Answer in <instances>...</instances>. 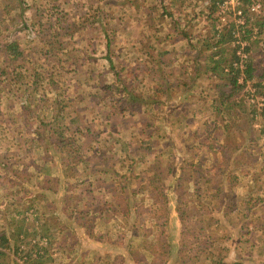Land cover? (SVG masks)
I'll list each match as a JSON object with an SVG mask.
<instances>
[{
  "label": "trees",
  "instance_id": "obj_1",
  "mask_svg": "<svg viewBox=\"0 0 264 264\" xmlns=\"http://www.w3.org/2000/svg\"><path fill=\"white\" fill-rule=\"evenodd\" d=\"M204 1V17L206 25L210 26V31L205 38L199 39L201 42L198 43L199 51L192 53L194 61L190 65V72L187 69L179 70L176 82L183 87L177 92L179 94H174L173 97L175 99L180 97L190 83H196V79L204 75L214 83L213 89L209 91L213 93L209 97L212 115L198 130L186 131L184 141L181 143V155L175 154V144L166 132L169 124L165 117L167 114L165 108L170 104L168 98L171 97L167 92L169 89L173 90L172 84L165 86L164 83L165 75L168 73H165L161 67L149 68L147 74L151 70L156 71L155 81L159 88L154 87L153 93L145 95L142 91L134 89L133 83L137 79L135 73L126 68H116L114 63L108 62L109 75L114 79L111 84L116 89L117 98L124 102L123 106L128 115L137 121L143 120V128L140 129L136 144L127 145V142H124L122 145L126 148L115 151L117 156L115 158L119 163L121 162L122 168L116 171L111 166L108 170L100 172L102 175L107 174L102 180L107 178L112 179L113 182L112 186H108L101 179L99 180L106 191L110 192L105 201H101L95 195L91 196L93 192L91 188L77 194L76 188L68 189L66 185L73 169L84 163L86 166L87 158L90 160L89 166L93 169L101 168L110 160L101 148L96 151L83 148L85 140L93 139L88 136L93 132L90 125L86 127L74 125L72 132H68L69 135H64L62 129L56 127L46 131L51 122L62 118V109L65 105L62 103L61 109L58 108L56 98L64 96L62 94V88L63 90L66 88L64 83H78L81 80L79 77L70 76L76 68L69 67V62L61 58L51 62L53 57L56 58L57 52L63 49L65 37H70L69 33L74 29L66 25L57 26L52 30L50 26L42 27L22 18L23 29L28 31L32 39L40 41L47 38L50 46L46 56L50 62H39V65L32 67L28 71L29 80L24 79L25 73L17 72L20 65L13 63L6 65L7 72L6 69L0 70V76L7 74L1 79L2 81L9 79L8 81L18 82L25 88L18 86L20 92L28 93L25 97L19 92L18 94L10 92L7 97L19 99L22 112H29V120L37 123L35 136L38 135L42 143L51 148L49 154L39 153V160L40 157L42 158L41 164L36 169H31L32 173H27L23 168L17 169L19 166L14 169L12 164L10 166L3 164V170L8 173V167L10 176L12 173L15 176L18 174L23 176L22 179L14 181L19 187L22 183H26L31 189L44 188V193H37L31 197L26 207L17 205V213L22 215V220L26 218L27 211L37 213V206L41 202L49 205L52 201L55 203L54 208L60 209L69 224H74L70 230L72 234V231L76 230L75 227H81L90 238H109L113 244H118L128 234L125 253L124 251L118 253L120 257L118 264L120 261L123 264L127 254L133 257L135 264L262 263L256 256L259 254L264 256L259 252L264 251L262 239L264 238V180L262 175H258L260 171L264 173V66L259 67L253 61L249 45L252 29L248 25L252 18L258 17L257 24L261 27L264 24L263 10L261 9L259 13L248 10L251 3L260 0H239L235 5L236 9H241L246 27L242 38L246 41L244 50L248 54V59L243 67H240L238 45L232 44L236 40L234 33L237 25L232 9L225 13V21L219 29L217 26L220 24L221 14L218 12V7L223 0ZM39 6L38 2L37 7ZM159 7L163 10L159 15L160 22L170 20L169 23L167 22L169 27L172 26L174 30L180 29V33L187 37L189 48H197V44H192L188 36L190 32L187 31L186 26L189 20H184L180 28L177 21L172 20V15L164 4H159ZM95 20L96 17L91 19L94 23ZM90 23V20L85 19L74 26L76 30L81 27L85 30L91 25ZM174 23L177 25L174 26ZM92 28L99 30V27L94 28L93 25ZM100 31L103 32L104 37H109L106 30ZM106 44L108 45V42ZM2 51L14 60L23 55L15 39L8 40ZM31 52L30 49L28 53ZM162 62L159 61L158 66ZM11 65H13V73L9 70ZM67 73L69 75H66ZM185 74L186 77H192V82L181 79ZM10 75L13 77L10 78ZM126 77L129 82L125 81ZM240 77H243L242 82H239ZM254 78L256 79L253 80ZM105 87L102 84L96 90L90 91L88 97H85L86 100L96 95L98 100L95 103H101L102 99L107 97ZM52 93L54 96L52 100L49 97L43 99L45 94ZM257 96L262 98L261 107H257L254 101H257ZM246 97L253 99V102H248ZM82 99L84 100V97ZM183 108H176L177 114H181L182 118L187 114ZM111 109L115 110V108ZM56 110L60 111L59 114L55 113ZM109 116L110 113L104 115L103 124ZM241 117L245 118L244 127L241 126L243 120ZM195 138L198 139L197 143ZM256 154L259 160H255ZM46 160H48L47 164L44 163ZM140 165L144 168L139 169ZM236 171L240 173V177ZM88 185H91V182ZM16 191L20 192L19 189ZM48 194L53 195L52 200L49 199ZM89 198H91L90 204L85 209L75 208L76 200H83L85 204ZM20 199L23 198L20 197L19 201ZM149 210L152 212L149 213ZM143 212L147 214L151 231L145 232L141 237L143 240L140 241L139 233L142 226L135 225ZM172 212L176 213L179 234L174 252L172 251L175 247L170 239L172 233L167 232L170 228L168 224L175 219L171 217ZM48 214L50 215L43 211V215L36 217L38 225L43 228V234L49 236L51 226H54L55 222L58 231L62 232L65 229L62 225L67 223L61 224V219L55 212ZM231 218L240 220L238 230L241 235L237 243L239 249L235 248L237 256L234 259L228 258L229 249L225 245L226 240L219 237L216 231L219 227L222 235L228 234L233 228V223L229 222ZM19 223L10 232L7 231L9 229L0 230V258H9V253L17 252L16 245L11 246L9 240L18 239L27 232L23 223ZM101 229H105V233L97 234ZM245 233L254 235L251 239H243ZM149 239L151 240L147 242L146 240ZM260 240H263L261 244H259ZM6 249L9 251H5ZM29 258L26 257L25 260ZM7 264H15L14 259L10 258Z\"/></svg>",
  "mask_w": 264,
  "mask_h": 264
},
{
  "label": "rangeland",
  "instance_id": "obj_2",
  "mask_svg": "<svg viewBox=\"0 0 264 264\" xmlns=\"http://www.w3.org/2000/svg\"><path fill=\"white\" fill-rule=\"evenodd\" d=\"M19 1L21 0L13 2L19 5ZM27 1H29V3L33 2V0ZM64 1L67 2L66 5L63 6L64 8H59L57 10L59 23H64L65 21L70 23L73 19L82 17V21L85 19L90 20L91 25H88L85 30L83 27L78 28L73 33V39L66 36L65 40H62L65 46L60 52L63 58L69 62V67L73 66V68H76L75 72L71 73L70 76L79 77L81 80L78 83H64L66 88L64 90L62 88V94L64 96L61 98L63 100H61V98H56V105L58 108L61 109V106L63 104L65 105L62 109V118L51 122L52 124H49L46 131H48L49 128L53 129L56 127L62 129L64 135H69L68 132H72L74 129H72V127H74V125H80L82 127L90 125L93 130L92 133L96 132L94 135L92 133L88 135L93 139L92 141H90V138L89 141L85 140L83 148H88L91 151H96L98 148H101L110 158L109 162L104 163L101 168L93 169L89 166L90 160L87 158V165L85 166L84 163L77 169L74 168L73 172H71L72 175H70L66 181V185L68 189L76 188L77 194H80V191H87L88 188H91L93 191L91 196L95 195L97 198L101 199V201H105L109 197L110 192L106 191L99 180L101 179V181L108 186H112L113 182L112 179L109 180L107 178L102 180V178L107 177V174L102 175L100 172L108 170L111 166L116 171L122 168L121 162L119 163L115 158L117 157L115 151L126 148L122 145L124 142H127V145L136 144L140 129L143 128V120L139 119V121H137L134 117L128 115L126 108L123 106L124 102L117 98L118 94L115 92L116 89L111 84L114 79L112 76L108 75L110 74L108 62L111 61L114 63L116 68H126L135 73L137 79H135L133 83L134 89L142 91L145 95L153 93L156 85L155 78L152 76L154 71L151 70V72L147 74L149 68L156 66L154 60L158 64L162 58V64L157 67H161L165 73L171 72V74H168L171 78H166V80L170 79L174 82L176 75L179 73V70H181L179 67H184L191 63L193 60L192 53H195V50L192 51L188 49L189 43L186 42L187 37L182 35L179 30H174L172 26L169 28L167 22L169 23L170 20H167V22H160L161 18L159 15L162 14L161 11L163 10L159 7V4H164L166 9L170 11L172 20L177 21L178 25L179 23L182 24L184 20H189V24L186 26L187 31L190 32L188 36L192 44H198L201 43L199 42L201 34L206 33V35H208L210 31V26H206V20L205 17H203L205 15V1ZM105 1L108 3H105ZM42 2V5L46 3H50V6L55 5V0H45ZM30 13L31 12H29V14ZM51 14L52 12L45 15L42 21L43 24L50 23L52 20ZM64 15V19L61 20ZM95 17L97 20H95L96 22L94 23L91 19H95ZM111 17L112 19H110ZM49 18L50 21H47ZM177 23H174V26H176ZM92 25L94 28L99 27V30L93 29ZM218 28L220 29L221 27ZM103 29L107 31L109 37H104L103 32L100 31ZM19 38L21 41V36ZM45 39L47 38L45 37L42 41ZM23 42L25 43V41ZM106 42H108V45ZM45 49L39 51L43 54V58L46 57ZM56 59H58V57H53L52 62H56ZM188 69L190 70L191 68ZM66 75H69V73ZM6 76L7 74H4L2 78ZM2 78L0 76V153L3 148L7 152L4 157H0V230L9 229L7 231L10 232L16 224L22 222L27 232L23 233L18 239L9 240L11 246L15 244L18 250H16V253L12 254L8 252L9 258H0V264H7L10 258L14 259L15 264H118L120 260L118 253L123 251V253H125V242L128 239V234L118 244L111 243L109 238L92 239L84 233L81 227H75L76 230H73L72 234L70 230L74 224H69L67 218L61 214L60 209L54 208L55 203L52 201L49 205L41 202L37 206V213L27 211L26 218L23 220L21 217L22 215L17 213V205L23 208L26 207L31 197L37 195V193H44V188L32 187L31 189L27 187L26 183H22L23 186L20 185L19 187L14 181L16 179H22L23 176L21 174L15 176L14 173L10 176L8 167V173L3 170V164H5V166H10L12 164L13 167H15L14 169L19 166L17 169H21L20 167H22L27 173H32L31 169H36V167L41 164L40 160L42 158L40 157L39 160V153L49 154V149L51 148L47 144L42 143L38 135H33L35 129L38 128L37 123L29 120V112H22L19 99L15 97L8 98L6 96V94L8 95L10 92H16V94L19 92L25 97L28 93L23 94L18 90V86L21 85L18 82L8 81L9 79L2 81ZM24 79L29 80L30 78L26 77ZM191 79L192 77L189 76L188 80ZM128 80L129 79L126 77L125 81L129 82ZM102 84L106 86L105 91L107 97L103 98L101 103H95V101L98 100L96 95L86 100L85 97H88V94L91 93L90 91L96 90ZM213 85V82L205 78L197 82V85L194 87H191L194 89L190 90V86L187 87L183 95L181 94L177 99L173 97V94L169 98L170 104L165 108L167 114L165 115L163 113V115H165L169 123L167 126L168 131L166 132L171 137L170 140L175 143L176 147H178L176 142L179 140V137H181L178 135L188 130L187 128H183L177 131L176 125L182 121V119L186 118L189 128H200V126H198L200 122L196 121V119H199V115L195 116L196 112L193 108L196 106V102L199 98L207 96L210 90L209 87ZM23 89L25 88L23 87ZM53 93L50 95L45 94L43 99L49 97L52 100L54 97ZM82 97H84V100ZM246 99L248 102H253V99L250 97H246ZM256 99L257 101L254 100L256 106L261 107L263 103L262 98L257 96ZM199 105L200 103H198L197 106ZM111 108H115V110ZM176 108H183L184 111H187V114L182 118L181 114H177ZM59 112V110H56L55 113L59 114ZM106 113H110L111 116H109L108 119L106 118V122L103 124L102 120ZM242 119L241 126L244 127L245 118ZM7 120L10 124L5 122ZM43 121H45V118H43ZM117 139H119V141L116 142ZM195 142H198L197 138H195ZM175 152L177 154V150H175ZM1 155L2 154H0V156ZM142 160H146V158H142ZM44 163L47 164L48 160ZM138 167L139 169L144 168L141 165ZM236 173L239 177L241 176L239 172L236 171ZM259 174L263 176L262 180H264V173L262 174V172H259L258 175ZM12 178L14 179L12 180ZM95 179H98V181H95ZM90 182L91 185H88ZM16 189H19L20 192L16 191ZM48 196L50 197L49 199H53L52 194H48ZM20 197L23 199L19 201ZM90 199L91 198L86 200L85 204H83V200H76L75 208L85 209L87 205L90 204ZM44 206L46 207L44 208ZM43 211L47 213V215H50L48 213L55 212L61 219V224L67 223V225H62L65 229L62 232L58 231L56 226L57 223L55 222L54 226H51L49 236L44 235L43 228L38 225V219H36V217L43 215ZM148 212L150 213L152 211L149 210ZM229 222L233 223V228L228 234L222 235L219 227L216 231L219 237L226 240L225 245L229 249L228 258L234 259L237 256L235 248L239 247L237 243L241 235L238 230L240 220L231 218ZM135 226H142L139 233V240L142 241V235H144L145 232L151 231L148 226L146 212H143V214L139 216V220L136 221ZM168 226L170 228L167 232L172 233L170 239L175 247L176 244H178V224L175 219H172ZM105 229L107 232V228ZM105 229H101L97 234L105 233ZM252 235L254 234L245 233L243 239H251ZM262 239L264 240V238ZM150 240L151 239L146 241L148 242ZM263 240H260L259 244H261ZM175 250L176 247L173 248L172 252ZM5 251L9 250L6 249ZM259 252L264 254L263 250ZM172 254L174 255V253ZM26 257L30 258L25 260ZM125 258L123 264H135L133 263V257H129L127 254ZM256 258L258 261H262V263L260 262L261 264H264V256L262 257L261 254H259Z\"/></svg>",
  "mask_w": 264,
  "mask_h": 264
},
{
  "label": "crops",
  "instance_id": "obj_3",
  "mask_svg": "<svg viewBox=\"0 0 264 264\" xmlns=\"http://www.w3.org/2000/svg\"><path fill=\"white\" fill-rule=\"evenodd\" d=\"M13 1H16V0H10V1L9 0H0V70L6 69V72H7L8 68L6 65L9 63H13V65L14 64L20 65V69H18L17 72L25 73V76H28V71H30L32 67L39 65L40 64L39 62H48V63L50 62L46 56V51L50 45L46 39L44 41H42V40L38 41L37 39H32L28 35V31L23 29L22 18H25V20L28 19L29 22L30 21L35 22L36 25L40 24L42 27H43V25L45 27L51 26L52 30L54 28H56L57 26H66V25L72 26L71 28L74 30H73V32L69 33L70 37L69 36L68 37L70 39H73V37H74L73 33L76 31L74 24L81 22L82 17L77 18V19H73L70 23L67 21H65L64 23L60 22L62 24L61 25L58 22L59 19L57 18V10L59 8H64L63 6H65L67 3L66 1L55 0V5H53V6H50V3H46V4L42 5L43 4L42 1H45V0H33L32 3H29V1H27V0H21L19 2H22V3H20L19 5L16 2L14 3ZM23 1H25L26 3H24ZM260 1L262 4V10H263V16H264V0H260ZM38 2L40 3L39 7H37ZM105 3H107V2L105 1ZM29 12H31V13L29 14ZM50 12H52V14H51L52 20L50 21V18H49V19H47V21H50V23L43 24L42 23L43 18L45 17V15L47 13H50ZM64 17H65V15L62 17L61 20H63ZM35 19H38V20H35ZM262 19H264V18L262 17ZM257 23H259L258 17L252 18V20L250 21V24L248 25V27H251V29H252V31H251L252 37L249 40V45H250V50H251L250 53L252 55L253 61L255 62L256 65H258L259 67H262V66H264V24L260 27V26H258ZM183 24H184V21L182 22V24L179 23V27L182 28ZM178 30L180 31V29H178ZM76 35H78V34H76ZM20 36H21V41L19 38ZM205 37H206V33L205 34L203 33V34H201L200 39H203ZM14 39L17 41L19 48L23 51V55L21 57H17V60L12 59L10 56L7 55V53L2 51V48L4 47L5 43L8 40L13 41ZM23 39H25V40H23ZM23 41H25V43ZM64 46H65V43L63 44V49H64ZM45 48H47V49H45ZM30 49L32 50V52L29 54L28 52ZM43 49H45V56H46L44 58H43V54H41V52H39V51H42ZM188 49L192 50V51H194V50L199 51V46L197 44V48H193V49L191 48L190 49L188 47ZM164 54H165V52H164ZM56 57L64 59L61 52H57ZM160 60L162 61V58ZM192 61H191V63H192ZM154 63L156 64V66L154 68H157L158 64L156 63L155 60H154ZM191 63H189L188 65H185L184 67L180 66L181 70L187 69V71L190 72V70L188 68H190ZM13 65H11L12 67L9 68V70L12 71V73H13V70H12ZM153 71H154V73L152 74V76L156 80L157 79V76L155 74L156 71L155 70H153ZM168 74H171V72H169ZM168 74L165 75L167 79L171 78L170 75H168ZM25 76H24V78H26ZM12 77H13V75H10V78H12ZM181 79H187V82H192L191 80H188V77H186V74L181 76ZM204 79H205L204 75L198 77L196 79V83H194V84L190 83L189 84V86H190V87L188 86L189 89L190 90L194 89L191 87H194L195 85H197V82L204 80ZM255 79L256 78H254L253 80H255ZM177 80H178V74L176 75L174 82L170 79L164 81L165 86H169L171 84L173 86L172 87L173 90L169 89L167 94H169L171 96H172V94L173 95L179 94L177 92H179L180 88H182L183 86H181L179 83H177L176 82ZM174 84H175V86H174ZM155 88H159L157 82H156ZM209 89L210 90L213 89V86L209 87ZM186 90H187V88L184 89V91L182 92V95ZM28 91H29V89H27V92ZM209 91H208L207 96L201 97L198 99V101L196 102V106L193 108L196 112L195 116L199 115V119H196V121L200 122L198 125L200 127L202 126V123L205 120H207V118L210 115H212L211 107L209 106V104H210L209 97H211L213 95V93H210ZM0 93H1V89H0ZM6 96H7V94H6ZM168 102H170V101H168ZM198 103H200L199 106H197ZM166 106H168V105H166ZM5 122H8V120ZM8 123L10 124V122H8ZM176 127H177V131H180L183 128L191 129L188 127V122H187L186 118L182 119V121H180L176 125ZM194 129L198 130L199 128H194ZM182 134L178 135V136H181V137H179V140L176 142V144H178V147H176V145H174L176 147V148H174V150H177L178 155H181V146H182L181 143L184 141L186 131H183ZM33 135H35V132L33 133ZM6 152L7 151L3 148L1 153H0V154H2L0 157H4ZM175 154H176V152H175ZM255 160H259L258 154L255 155ZM0 161H1V159H0ZM20 168H22V167H20ZM260 172H262V171H260ZM171 216L173 218H175V221H176V217H175L176 213L172 212Z\"/></svg>",
  "mask_w": 264,
  "mask_h": 264
},
{
  "label": "built area",
  "instance_id": "obj_4",
  "mask_svg": "<svg viewBox=\"0 0 264 264\" xmlns=\"http://www.w3.org/2000/svg\"><path fill=\"white\" fill-rule=\"evenodd\" d=\"M239 3V0H223L222 3L218 7V12L221 14L218 27H221L223 25V22L225 21V13L229 12L230 9H232L233 14L235 15V22H236V29L234 33L235 41H233V44L238 45L237 48V54L240 55V67H243V65L247 62L248 54L244 50V47L246 45V41L242 38V34L245 30V20H243V15L241 9H236L235 5ZM262 9V4L260 1H256L251 3L248 10L252 13H259ZM243 77L239 78V81L242 82ZM252 96V95H251Z\"/></svg>",
  "mask_w": 264,
  "mask_h": 264
}]
</instances>
